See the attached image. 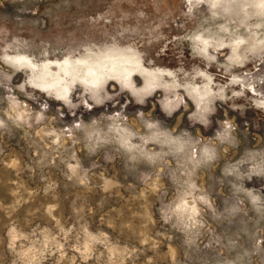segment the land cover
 <instances>
[{"label":"rangeland","instance_id":"rangeland-1","mask_svg":"<svg viewBox=\"0 0 264 264\" xmlns=\"http://www.w3.org/2000/svg\"><path fill=\"white\" fill-rule=\"evenodd\" d=\"M110 49L145 68L88 82ZM251 87L264 0H0V264H264Z\"/></svg>","mask_w":264,"mask_h":264},{"label":"flooded vegetation","instance_id":"flooded-vegetation-1","mask_svg":"<svg viewBox=\"0 0 264 264\" xmlns=\"http://www.w3.org/2000/svg\"><path fill=\"white\" fill-rule=\"evenodd\" d=\"M106 55H110L112 58H115V60L124 61L123 65L119 66L120 69L116 71L117 73L126 72L127 76H129L134 70H137L142 67L145 68L140 61V57L134 51H132V53H129V52H126L125 49H122V50L121 49H110V50H107L105 52H101L95 55L93 58H97V60H99L100 58L106 57ZM15 59L20 61V63L28 70L30 71L37 70L36 79H38L40 83H41V80L39 79V77H41V74H45V75L47 74L48 75L47 77L49 78L48 83H41V85L45 89L54 90L55 93H57V91H63L66 88L64 83L62 82L63 74L59 73L58 71H62L63 73L70 72L72 63L69 60H64L63 62H61L60 60L58 61L47 60L51 62H47V63L39 65L38 63L30 60L25 55H18L15 57ZM94 61L95 60H92V59L78 60V63L84 65V67L82 68V72H83V75L85 76V79H86V76H88L87 72L89 71L87 68L88 63L91 66L94 64ZM96 70H94V72L91 75H96L99 77V69H96ZM105 74L106 72L101 75H105ZM57 95L61 98V94L60 95L57 94Z\"/></svg>","mask_w":264,"mask_h":264},{"label":"bare ground","instance_id":"bare-ground-1","mask_svg":"<svg viewBox=\"0 0 264 264\" xmlns=\"http://www.w3.org/2000/svg\"><path fill=\"white\" fill-rule=\"evenodd\" d=\"M220 33V32H219ZM225 39V38H224ZM88 57V56H87ZM94 56H91L90 57V59H92V60H95V61H97V62H95L94 61V64L93 65H89V63H88V66H87V68H88V72H87V75L88 76H86V79H87V81L88 82H95V81H97L98 79H101L102 77H103V75H101V74H104L105 73V71H102V69L103 68H106L108 71H112V70H116V68H117V70H119L120 69V67L119 66H121V65H123V62L124 61H118V60H115V58H112L110 55H106V57H104V58H100L99 60H97V58H93ZM56 61H58V60H56ZM47 62H51V61H44V62H42L41 64H44V63H47ZM55 62V61H54ZM41 64H39V65H41ZM90 67V68H89ZM96 69H99V77L98 76H96V75H91L93 72H94V70H96ZM97 71V70H96ZM101 73V74H100ZM247 75V74H246ZM245 75V76H246ZM48 75L46 74H41V77H39V79L41 80V83H48V77H47ZM244 77L242 76V77H234L233 79H232V81H240V83H241V85L243 86V87H245V85H246V83L245 82H247V81H244ZM248 79V78H247ZM253 82V81H252ZM92 83V84H93ZM90 84V83H89ZM95 84V83H94ZM249 84H250V82H249ZM251 86V85H250ZM249 86V87H250ZM258 87V86H257ZM259 88V87H258ZM261 90V89H260ZM57 91V90H56ZM251 91H252V93L255 95V96H258V102H259V104H262V108H264V99L263 98H261L262 96H261V94H260V92L255 88V87H251ZM57 94H61V96H64L65 94H64V92L63 91H57ZM196 95V94H195ZM197 96V95H196ZM201 96V95H200ZM199 96V97H200ZM204 96V95H203ZM65 97V96H64ZM202 97V96H201ZM262 99V100H261ZM29 125V124H28Z\"/></svg>","mask_w":264,"mask_h":264}]
</instances>
